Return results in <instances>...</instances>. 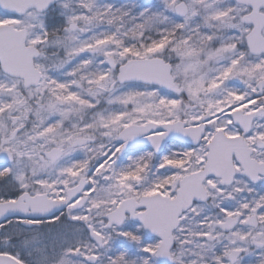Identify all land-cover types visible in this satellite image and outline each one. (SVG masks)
<instances>
[{"label": "snow or ice", "instance_id": "obj_1", "mask_svg": "<svg viewBox=\"0 0 264 264\" xmlns=\"http://www.w3.org/2000/svg\"><path fill=\"white\" fill-rule=\"evenodd\" d=\"M0 264H264V0H0Z\"/></svg>", "mask_w": 264, "mask_h": 264}, {"label": "rangeland", "instance_id": "obj_2", "mask_svg": "<svg viewBox=\"0 0 264 264\" xmlns=\"http://www.w3.org/2000/svg\"><path fill=\"white\" fill-rule=\"evenodd\" d=\"M135 226L136 224L135 223H132V222H127L126 225L124 226L123 230H127V231H134L135 230ZM116 250L117 251H122V250H125V249H128L130 252H134L135 251V248L134 246L128 244L127 241H124L123 239H121L120 241L116 242Z\"/></svg>", "mask_w": 264, "mask_h": 264}, {"label": "water", "instance_id": "obj_3", "mask_svg": "<svg viewBox=\"0 0 264 264\" xmlns=\"http://www.w3.org/2000/svg\"><path fill=\"white\" fill-rule=\"evenodd\" d=\"M135 222V221H134ZM138 223V222H137Z\"/></svg>", "mask_w": 264, "mask_h": 264}]
</instances>
